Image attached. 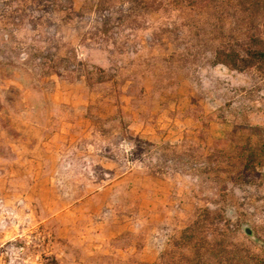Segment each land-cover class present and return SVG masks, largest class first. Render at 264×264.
Wrapping results in <instances>:
<instances>
[{
    "label": "rangeland",
    "instance_id": "374dc122",
    "mask_svg": "<svg viewBox=\"0 0 264 264\" xmlns=\"http://www.w3.org/2000/svg\"><path fill=\"white\" fill-rule=\"evenodd\" d=\"M153 1L0 0V264H264V6Z\"/></svg>",
    "mask_w": 264,
    "mask_h": 264
},
{
    "label": "trees",
    "instance_id": "16d2710c",
    "mask_svg": "<svg viewBox=\"0 0 264 264\" xmlns=\"http://www.w3.org/2000/svg\"><path fill=\"white\" fill-rule=\"evenodd\" d=\"M235 4H261L264 6V0H232ZM153 4H156L158 0H154ZM154 10H160L161 7L158 5H153ZM258 60H264V51H254L248 52V57L243 58L241 55L234 49L227 50L225 48H216L214 52L213 62L215 65H221L226 67L229 70L234 71H245L249 68H252L256 65ZM245 130L249 133L247 142H241L238 140L235 148V155L237 159V167L232 168V174H237L238 177L246 180L250 177V172H259V167L264 165V128L261 126H252L245 125ZM253 137L259 138V144L253 142ZM183 154V153H182ZM235 165V166H236ZM214 174L218 175L223 173V169L220 167L213 169ZM198 223L192 222L188 225L180 234L177 243L182 245L186 251L190 253L198 250V247L201 243L203 246H210L211 242L206 238H200L197 234ZM208 244V245H207ZM173 251H168L162 254L163 262L159 264H170L169 259L171 258ZM261 260L264 263V252L260 255ZM220 263H225V260L218 256Z\"/></svg>",
    "mask_w": 264,
    "mask_h": 264
},
{
    "label": "water",
    "instance_id": "95a60500",
    "mask_svg": "<svg viewBox=\"0 0 264 264\" xmlns=\"http://www.w3.org/2000/svg\"><path fill=\"white\" fill-rule=\"evenodd\" d=\"M244 231L248 236L253 237V231L250 228L245 227Z\"/></svg>",
    "mask_w": 264,
    "mask_h": 264
}]
</instances>
